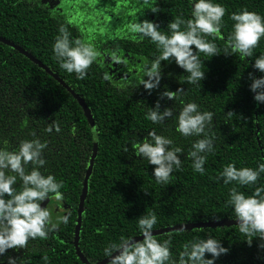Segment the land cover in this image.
I'll list each match as a JSON object with an SVG mask.
<instances>
[{
  "label": "trees",
  "instance_id": "16d2710c",
  "mask_svg": "<svg viewBox=\"0 0 264 264\" xmlns=\"http://www.w3.org/2000/svg\"><path fill=\"white\" fill-rule=\"evenodd\" d=\"M105 2L104 8L109 6L113 13L117 9L114 16L117 19L110 20L108 11L93 13V22L81 28L51 17L43 10H30L31 2L26 0H0V37L22 47L56 73L85 101L94 119L98 153L79 236L80 250L90 263L106 259L102 249L109 241H118L120 236L137 237L135 219L149 211L157 215L154 230L183 223L233 219L231 209L224 203L227 186L215 176L229 161L237 167L253 168L257 162H264L261 160L264 157V103L258 105L248 88L251 82L248 73L252 72L256 78L261 74L251 67V58L225 55L227 46L223 38L231 26L228 12L247 9L264 16V0H220L226 7L223 36L215 37L220 52L213 57L200 55L205 68L201 86L186 85L180 76L184 74L182 69L174 63L164 66L161 62L160 86L151 95L142 85L132 90L122 85L123 80L142 75V65L155 52L147 39L137 40L129 33L127 24L137 16L138 20L158 21L164 28L171 18L186 16L190 5L187 0H157L159 11L153 14L140 8L138 0ZM62 23L72 36L93 43L102 53L83 80L59 69L52 57L51 44ZM261 52H264V40L254 49V55ZM105 73L109 80L103 79ZM163 86L170 91L177 87L187 90L182 99L193 100L213 112L211 133L215 136V151L208 155L203 175L193 172L191 162L182 154L183 170L174 172L167 184H156L151 178L153 166L132 155L131 142L155 128L158 134L171 136L175 145L185 150L191 143L174 131L171 120L159 126L145 119L146 106L153 105ZM160 104L163 110L172 101L161 100ZM53 122L59 125L60 131L46 132L45 128ZM73 126L75 134L71 132ZM31 134L48 142L44 167L63 181L64 200L55 202L54 206L63 203L68 207L69 223L59 225L46 240L37 238L29 241L24 249L6 250L0 263L8 262L11 257L17 264H46L42 257L47 256V264H83L73 240L80 196L93 153L92 129L83 109L67 89L25 55L0 41V141H7L0 146L12 150L21 139H32ZM260 183H264V175ZM241 190L251 192L252 189ZM205 234L219 239L227 249L214 264H264V241L253 238L249 243L236 226L172 231L156 238L163 240L171 235V250L177 253L192 236Z\"/></svg>",
  "mask_w": 264,
  "mask_h": 264
},
{
  "label": "clouds",
  "instance_id": "9594fccd",
  "mask_svg": "<svg viewBox=\"0 0 264 264\" xmlns=\"http://www.w3.org/2000/svg\"><path fill=\"white\" fill-rule=\"evenodd\" d=\"M187 2L190 5L188 14L171 18L164 28H161L158 21L138 20L137 16L128 22V32L134 34L137 40L147 39L154 46L155 52L142 65V75L123 80L124 87L132 90L142 85L147 94L151 95L160 86L161 62H164V66L174 63L182 69L184 74L180 76L186 85L201 86L205 68L200 55L213 57L220 52L215 37L223 36L221 30L225 27L226 7L220 0ZM156 5L157 0H138L140 8L153 14L159 11ZM227 17L231 26L227 36L223 37L227 46L224 49L225 55L232 53L252 59L251 67L261 75L256 78L249 72L248 79L251 82L248 88L254 94L252 99L258 105L262 104L264 52L254 55V49L264 40V16L241 9L228 12ZM51 54L59 69L74 74L77 80H83L89 68L102 55L93 43L72 36L63 23L58 26L53 38ZM113 58L118 59L115 54ZM103 79L109 80L110 77L105 73ZM186 91L180 87L170 91L163 86L153 105L146 106L144 116L151 124L159 126L171 120L174 131L180 137L190 139L187 150L176 146L171 136L158 134L155 128L131 142L132 155L153 166L151 178L156 184H167L174 172L183 170L180 158L182 154L191 162L192 171L203 175L206 171V159L215 151V136L211 133L214 114L193 100L182 99ZM161 100L172 101V104L161 110ZM174 104L179 107H174ZM53 130L60 131L55 122L45 128L46 132ZM71 132L75 134L74 126ZM31 135L32 139H21L12 150L0 146V257L8 249H24L29 241L37 238L46 240L59 225L69 223L70 212L67 209L53 218L47 204L42 207L45 201L64 200V193L61 191L63 181L44 167L47 163L44 151L48 142ZM4 144H7L6 140L0 141V145ZM262 175L264 162H257L253 168L237 167L235 162L229 161L215 176L218 182L227 186L225 206L231 209L238 232L249 243L253 238L264 241V183H260ZM244 188L252 190H241ZM135 222L138 236L142 239L120 236L118 241H109L102 249L107 264H214L219 256L227 252L219 239L205 234L203 237L192 236L181 245L177 253H173L171 235L158 240L153 234L157 226L155 212L143 213ZM183 227L181 226L180 231H183ZM206 254H210V258H206ZM42 259L47 264L48 257L44 256ZM8 264H17V261L8 257Z\"/></svg>",
  "mask_w": 264,
  "mask_h": 264
},
{
  "label": "water",
  "instance_id": "95a60500",
  "mask_svg": "<svg viewBox=\"0 0 264 264\" xmlns=\"http://www.w3.org/2000/svg\"><path fill=\"white\" fill-rule=\"evenodd\" d=\"M0 41L3 42L5 45L10 46L14 48L16 51H18L20 54L25 55L28 59H30L32 62L40 66L42 69H44L46 72H48L56 81H58L65 89H67L68 92L72 94V96L76 99V101L79 103L81 108L83 109L84 115L88 120V123L92 129L93 136H94V147H93V153L90 158L89 166L86 172V176L83 183V189L80 196L79 206L77 210V220L74 228V240H73V246L75 248V252L81 262L83 264H107V258L98 262V263H90L86 257L83 255V253L80 250L79 241H80V231H81V225H82V216L84 213V205L86 202V197L88 193V186H89V180L93 171L94 161L98 153V132L96 129V125L94 122V119L92 117L91 111L86 105L85 101L77 94L75 93L56 73H53L49 68L44 66L39 60H37L32 54L25 51L22 47L14 44L13 42L6 40L3 37H0ZM56 201L49 200L42 203V207L47 204V206L50 209V212L52 213L53 217H55L57 214H63L64 209L68 210V207L65 204H61L57 207L54 206V203ZM181 226L184 230H192L194 228H214V227H222V226H235V221L233 219H224V220H214V221H201L197 223H183L178 224L174 226H169L165 228H160L153 230V234L161 235L164 233L172 232V231H180ZM135 240L142 239L141 236L134 237ZM115 254V253H114Z\"/></svg>",
  "mask_w": 264,
  "mask_h": 264
},
{
  "label": "flooded vegetation",
  "instance_id": "af4514ba",
  "mask_svg": "<svg viewBox=\"0 0 264 264\" xmlns=\"http://www.w3.org/2000/svg\"><path fill=\"white\" fill-rule=\"evenodd\" d=\"M27 2H31L30 10H43L48 12L51 17L59 18L60 20L66 22L68 21L70 24L87 28V23L91 22L93 17L92 14H99L100 12H109L108 16L111 19H114L116 15L115 10H113L108 6L105 7V0L103 4V0H26ZM117 19V18H116ZM114 19V20H116ZM93 22V21H92ZM114 22V21H113ZM94 24L98 27V22L94 21ZM115 64L117 62H114ZM113 64V63H112ZM58 204H56V207ZM0 264H8L0 263Z\"/></svg>",
  "mask_w": 264,
  "mask_h": 264
},
{
  "label": "rangeland",
  "instance_id": "374dc122",
  "mask_svg": "<svg viewBox=\"0 0 264 264\" xmlns=\"http://www.w3.org/2000/svg\"><path fill=\"white\" fill-rule=\"evenodd\" d=\"M132 13V15H135V13H137L136 11L135 12H131ZM112 27H114V26H112ZM112 27H110V28H112ZM113 29V28H112ZM54 218V217H53Z\"/></svg>",
  "mask_w": 264,
  "mask_h": 264
}]
</instances>
